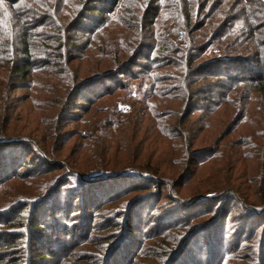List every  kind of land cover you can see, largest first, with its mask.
I'll return each instance as SVG.
<instances>
[{
  "label": "rangeland",
  "instance_id": "374dc122",
  "mask_svg": "<svg viewBox=\"0 0 264 264\" xmlns=\"http://www.w3.org/2000/svg\"><path fill=\"white\" fill-rule=\"evenodd\" d=\"M229 1L234 4L238 0ZM61 6L59 20L63 28L70 29L76 20L78 0H64ZM125 7L127 11L117 10L97 41L94 36L76 34L78 46L69 54L73 62L66 67L67 73L59 75L60 64L40 54L38 63L44 71L21 82L9 73L12 56L1 54L0 242L7 238L3 235L6 231L39 220L45 230H33L37 234L61 230L57 236L76 243L90 234L84 245L78 242L73 254L97 256L95 247L102 242V247H108L105 254L101 252L107 264H264V93L255 92L247 81L229 82L224 75H216L201 89L207 94L191 102L178 98L176 77L184 83L180 76L184 64L166 62L154 70L158 78L151 79L150 59L154 56L149 49L139 51V43L149 45L157 38H145L142 29L136 30L139 23H146V15L134 17L136 11L144 13L142 8ZM229 15L241 25L236 10ZM161 16L151 24L157 32L154 34L158 35V26L165 27L171 41H177L181 21L165 9ZM258 23L263 25L264 21ZM87 26L88 22L82 21L77 29ZM206 28L197 29L189 39L194 37L197 45L207 41ZM0 29L6 35L4 18H0ZM119 31L134 35V42L129 34L124 36L125 42L119 39ZM72 35L66 32L65 38ZM113 36L118 48L127 44L135 65L106 78L114 75L117 65L112 54L113 67L102 54L106 39ZM53 47L57 49L58 44ZM187 47L188 40L184 42ZM37 48L47 50L48 44L39 39ZM219 50L212 46L200 55L190 53L197 54L202 65ZM169 59L177 56L163 55L164 62ZM212 67L200 75L216 70ZM95 71L112 72L96 78ZM76 76L85 81L65 91L66 78ZM201 83L199 80L193 89ZM184 89L179 90L181 94ZM180 131L190 138L186 152ZM148 160L164 176L159 186H155L153 176L141 170ZM128 171L140 177L150 175L154 185L104 203L117 191L145 182L122 174ZM121 175L125 178L117 179ZM160 186L165 187L166 194L161 195ZM118 216L122 223L119 231L95 232ZM9 217L13 220L2 225L1 221ZM123 231L128 239L120 240L108 256L117 246L111 235L120 236ZM35 243L32 239L28 245L30 264L33 256L29 249ZM43 243L52 251V258L45 262L60 264L55 258L61 246L52 249L49 240ZM161 253L165 255L156 261V254Z\"/></svg>",
  "mask_w": 264,
  "mask_h": 264
},
{
  "label": "trees",
  "instance_id": "16d2710c",
  "mask_svg": "<svg viewBox=\"0 0 264 264\" xmlns=\"http://www.w3.org/2000/svg\"><path fill=\"white\" fill-rule=\"evenodd\" d=\"M62 2L64 3V0H0V18L5 19L8 29L6 30V35L5 31L2 33L0 29V59L2 58L1 54L12 56L14 62H12L11 67L8 68L9 73H12L11 77L17 75L19 79L21 78V82H23L26 78H30L35 72L44 71L42 65L38 63V56L40 54H42L43 58H52L60 64L61 73H59V75L67 73L68 68L66 67L73 62V60L69 58V54L71 50L78 46V42H76L75 39L76 34H87V36L92 37V39L94 36L95 39L93 40H98L101 37V33L104 34L107 30L105 28L110 20L115 17L117 10L123 9L127 11L128 9L125 6L126 4H130L135 9L138 10V8H142L144 11V13L140 12V10L136 11L134 17L147 16L146 23H139V26L135 27L136 30L142 29L141 32L145 38H157V42H152L149 45H143L144 43L141 42L139 43V51L149 49V52L154 56L153 59H150L151 66L153 67V74L149 77L151 79L152 77L157 79V73L154 72V70L162 68L163 64L166 62H174L180 65L184 64L183 70L180 71V76L184 83L180 81L179 76L176 77L177 86H175V89L180 96L178 98L191 102L198 96L207 94L206 92L202 93L201 89L206 84H211L208 78L216 75H222V77L224 75L229 82L235 79L247 81L251 83L252 89L255 92L264 93V23L263 25L258 23L264 21V2L261 0H238L234 4H231L229 0H78V8L74 14L76 20L71 25L70 29H68V27L67 29L63 28L62 21H60L58 17ZM218 7L220 8L217 9ZM163 9L167 10L177 21H181L179 24L181 25L180 28L182 32L180 30L177 32L176 37L179 38L177 41H171L173 40L172 37L165 34V27L161 28L158 26V35H155L154 33L156 31L151 28L152 22L156 18H160ZM231 10H236L239 17L241 16V25L236 22V18L229 19ZM53 11L56 14H54ZM39 12H43V14ZM130 15L133 16V11L130 12ZM162 17L163 16H161V18ZM125 19L126 18H122V20ZM82 21H87L88 26L78 31L77 28L80 27ZM203 27H207L205 33L207 34L209 32L208 39L207 41H203L201 43L203 46L199 48L201 44H194V37L191 39H189V37L197 29L200 30ZM66 32H70L73 35L65 38ZM125 34H129L128 37L131 41H133V38H136L131 33L119 31V39H123L124 42L126 39V37H124ZM39 39H42L43 42H47V50H45V48L41 50L37 48ZM187 40L188 47L185 49L184 42ZM191 40L193 41L192 44ZM136 42H138L137 39ZM57 44L58 47L55 49L53 45ZM126 45V43L122 44L118 48L117 43L114 41V36L106 39L102 51L105 62L110 63L113 67V63L111 62L112 56H110L112 54L117 64L116 67L113 68L115 72L114 75H110L106 78L115 77L116 74L129 70L135 65V57L133 58L132 54L128 56L129 47ZM212 46L213 48L217 47L220 49L217 51L219 54L201 65V63H199L200 61H197L198 56L196 55H200L202 52H208ZM107 47L110 49H107ZM190 52L198 53L196 55H191L192 53ZM167 53L172 54V56H177V59H169L164 62L163 55ZM211 66H213L212 68H216V70L210 71L207 75H202L207 77L203 78L200 74H203L202 72ZM230 69H233L235 72L231 73ZM149 70L150 68H148L145 74H147ZM111 72L95 71L94 74H98L96 78H99L102 74L105 75ZM66 79L68 82L66 83L67 88H65V91H70L71 87L85 81V78L77 80V76L72 79L67 77ZM199 80L202 82V85L196 87L197 89H193V87L197 86ZM83 84L82 86L86 85V83ZM153 85L148 86L147 89H151ZM182 89H184V91L181 94L179 90ZM201 98L202 100H209L204 99L205 97ZM178 135L184 147L182 149L186 152L187 143L190 141V138L185 133H182V131H180ZM185 156L187 157V153ZM143 167L144 169L141 168V170L153 176V179L156 180L154 183L157 184L155 186H159L161 184L159 183L160 179L164 178L162 174H159V170L154 169L153 163L150 160L145 162ZM1 173L3 172H0V178L2 176ZM122 174L126 177H130V180H145V182L132 185L124 192L117 191L113 196H108V199L103 201L104 203H109L124 198L125 196H131L132 194H138L139 192L146 191L151 185H154V183L148 179L150 175L140 177L138 173L132 171H128L127 173L123 172ZM123 175L119 176L117 179L122 177L125 178ZM0 181L3 180L0 179ZM160 189L161 195L166 194L167 191L164 186H160ZM160 196L158 200H160ZM135 198L136 197L133 199ZM156 200L157 199L154 198L155 202ZM124 208L126 209L127 207L124 206L123 209ZM117 215L120 216L123 214L119 213ZM119 216L115 217L116 221H110V224L100 227V229H95V232L103 231L109 233L111 230L119 231L122 227L120 221L121 217ZM12 220V217L3 219L1 224L5 226ZM88 220L91 221L92 219L88 218ZM37 222H39V220H35L32 224L23 225L19 230H16L17 228L14 227L12 230L6 231V233L3 234L7 238L10 237V239L6 238L4 241H1L2 243L0 242V264H30L27 252L28 245L32 239L34 242H38L35 243L34 247L29 249L31 252L30 256H33V264H47L45 261L47 259V261H49V258H52V251L46 249L44 246L43 242L45 240H49L52 249H55L58 244L61 246H58L59 255L55 258L58 259V261L61 260L60 264H68L69 262H74V264H107L106 261L103 262L101 252L105 254L108 247H102V242L95 247L97 256L91 254L76 256V254H73L76 251L78 242L79 245H84L85 242L90 240V234L85 235L81 239L83 242H80V239L77 243L72 240L67 241L69 239H61L60 236L56 235L62 234L61 230L52 231L51 235L47 233L37 234L33 230H42L43 232L45 230V224ZM92 222L93 221H91V224H94V222ZM10 226L11 225H8L7 227L11 228L12 226ZM175 226L176 231L180 233L178 225ZM168 228H170V226H164V229ZM117 234L113 233L110 237L113 240H117L115 243L117 246L114 245L115 247H112L108 256L113 250L118 248L120 240L128 239L125 231H123L120 236ZM181 235L182 233H180V236ZM12 238H14L13 241ZM17 238L19 239L16 241ZM58 238H60V240H58ZM54 239L55 242L53 241ZM65 242L69 246L65 245ZM175 242H178V238L175 239ZM42 245L44 247H41ZM159 246L163 247L164 243ZM10 252L11 254H9ZM156 255V261H161L159 259H162L165 253L164 255H162V253Z\"/></svg>",
  "mask_w": 264,
  "mask_h": 264
}]
</instances>
